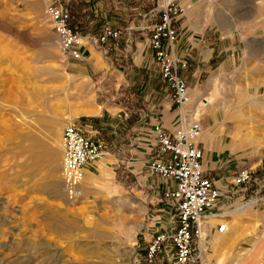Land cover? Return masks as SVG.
<instances>
[{
  "label": "rangeland",
  "instance_id": "1",
  "mask_svg": "<svg viewBox=\"0 0 264 264\" xmlns=\"http://www.w3.org/2000/svg\"><path fill=\"white\" fill-rule=\"evenodd\" d=\"M50 1L0 0V264H144L150 239L176 220L153 187L161 179L144 168L145 184L123 158L114 160L99 130L93 136L105 154L85 171L79 198L64 191L56 155L63 126L106 119L76 115L86 95L102 108L110 104L91 65L100 43L86 42L81 59L66 55L45 14ZM176 2L192 27L200 15L219 37L211 58L181 71L190 95L183 116L201 122L205 161L222 192L205 254L191 264H264V0ZM68 4L73 24L98 38L105 20L83 0ZM242 168L252 173L247 188L232 183ZM218 221L225 232L215 230ZM221 238L225 247L214 255ZM157 264H168L165 253Z\"/></svg>",
  "mask_w": 264,
  "mask_h": 264
},
{
  "label": "built area",
  "instance_id": "2",
  "mask_svg": "<svg viewBox=\"0 0 264 264\" xmlns=\"http://www.w3.org/2000/svg\"><path fill=\"white\" fill-rule=\"evenodd\" d=\"M160 12V22L148 27L151 35L149 47L157 62L160 76L172 91V100L181 112L176 124L167 129L160 119L153 125V144L150 158L144 162L151 174L164 182L163 198L174 210V226L156 233L145 248L144 264L160 263L163 255L168 264H191L205 254L203 241L212 224L210 216L220 215L217 208L222 192L204 166L205 154L201 146L202 124L198 119L187 120L182 108L190 99L189 88L182 69L186 60L175 56L178 42L177 22L184 11L175 0H151ZM60 49L69 57H83L86 42L103 43L107 38H118L120 32L107 22L98 38L85 36L71 25L72 15L68 6L59 0L50 1L45 7ZM85 39V43L82 42ZM126 43L130 44L129 36ZM63 147L61 175L64 191L69 199L76 200L82 193L81 181L88 167L102 158L105 150L101 143L88 136L77 123H66L61 131ZM252 173L242 168L233 176L235 186L247 188ZM214 225V224H213ZM215 230L225 232L226 223H215Z\"/></svg>",
  "mask_w": 264,
  "mask_h": 264
},
{
  "label": "crops",
  "instance_id": "3",
  "mask_svg": "<svg viewBox=\"0 0 264 264\" xmlns=\"http://www.w3.org/2000/svg\"><path fill=\"white\" fill-rule=\"evenodd\" d=\"M59 1L69 6L68 2L72 0ZM83 1L90 6L94 17L105 20L99 23V35L103 24L107 22L114 30L120 32V36L116 39L107 38L90 52L93 72H99L100 89L107 96L106 102L110 105L109 108H102L92 102L91 109L94 112L82 115H89L92 120L95 118L94 121L104 115L106 119L96 121L97 124H92L93 121L77 123L93 139L98 140L93 133L98 132L100 135V131L104 132L109 139L105 146L113 150V154L109 155L113 156L114 160L123 158L126 161V167L141 177L139 174L145 168L143 164L151 156L150 147L154 142L155 120L160 119L164 126L171 130L180 115L179 108L173 103L172 91L162 81L157 62L149 47L151 33L148 27L160 22V12L156 10L155 3L151 0ZM178 5L182 7L180 2ZM190 19L191 16H186L184 12L181 14L177 22L178 42L175 45V56L186 60L188 66L211 58L219 39V37L212 38L213 30L211 31L212 28L208 26L204 17L199 15L198 22H194L193 27V24L188 23ZM71 25L80 33L88 35L87 31H80L72 20ZM127 36L130 38V44L126 43ZM140 78H142L141 82ZM138 80L141 83L140 88L146 89L148 86V92L143 93L139 87L138 90L132 91L131 87ZM135 95L140 99L135 101V104L126 101V97ZM89 127L91 129H88ZM201 146L204 149L202 141ZM62 153L61 144L56 149V155L59 157L58 164H61ZM204 166L211 175V169L206 161ZM141 178L147 184V176ZM87 181L85 176L84 182L87 183ZM153 187L163 196L164 182H161L160 186ZM214 219L218 220L215 216ZM234 228L236 224L231 223L228 226V237L231 236Z\"/></svg>",
  "mask_w": 264,
  "mask_h": 264
},
{
  "label": "bare ground",
  "instance_id": "4",
  "mask_svg": "<svg viewBox=\"0 0 264 264\" xmlns=\"http://www.w3.org/2000/svg\"><path fill=\"white\" fill-rule=\"evenodd\" d=\"M82 42L85 43V39H82ZM210 100H206V99H203L201 101V105H205L206 103H209ZM81 103L83 105H86L85 108L83 109H80L76 112V115L77 114H90L92 112H94V110H92V106H93V103H92V100L90 97H88L87 95L82 99ZM200 104V103H199ZM95 106V105H94ZM198 106V105H197ZM95 109V108H94ZM84 177L82 178V185L84 184ZM216 219H214V216H210L208 218V222H213L215 221ZM219 222V221H218ZM228 222V221H227ZM222 240V241H221ZM224 241H226V238H221L220 241L218 240L217 244L215 245V251H214V255H218V253L220 252V250H222L223 247H225L224 245L226 244Z\"/></svg>",
  "mask_w": 264,
  "mask_h": 264
},
{
  "label": "trees",
  "instance_id": "5",
  "mask_svg": "<svg viewBox=\"0 0 264 264\" xmlns=\"http://www.w3.org/2000/svg\"><path fill=\"white\" fill-rule=\"evenodd\" d=\"M99 25H100V24H98L97 28L95 29L96 32H98V30H99Z\"/></svg>",
  "mask_w": 264,
  "mask_h": 264
}]
</instances>
